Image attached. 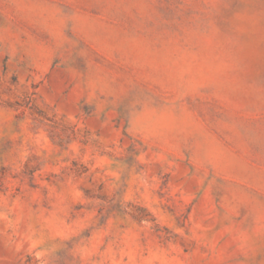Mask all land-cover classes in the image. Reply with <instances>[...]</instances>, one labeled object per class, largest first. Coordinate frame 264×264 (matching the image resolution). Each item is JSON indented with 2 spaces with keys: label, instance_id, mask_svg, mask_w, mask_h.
Wrapping results in <instances>:
<instances>
[{
  "label": "rangeland",
  "instance_id": "obj_1",
  "mask_svg": "<svg viewBox=\"0 0 264 264\" xmlns=\"http://www.w3.org/2000/svg\"><path fill=\"white\" fill-rule=\"evenodd\" d=\"M0 264H264V0H0Z\"/></svg>",
  "mask_w": 264,
  "mask_h": 264
}]
</instances>
